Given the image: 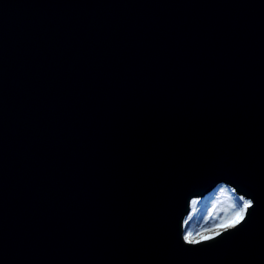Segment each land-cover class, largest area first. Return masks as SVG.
I'll use <instances>...</instances> for the list:
<instances>
[{"label": "water", "instance_id": "1", "mask_svg": "<svg viewBox=\"0 0 264 264\" xmlns=\"http://www.w3.org/2000/svg\"><path fill=\"white\" fill-rule=\"evenodd\" d=\"M219 184L264 188V0H0V264H259L264 203L176 249Z\"/></svg>", "mask_w": 264, "mask_h": 264}, {"label": "snow or ice", "instance_id": "2", "mask_svg": "<svg viewBox=\"0 0 264 264\" xmlns=\"http://www.w3.org/2000/svg\"><path fill=\"white\" fill-rule=\"evenodd\" d=\"M262 192H264V188L261 187L257 189L242 187L233 213L221 219L210 229L206 228L193 233L190 228L186 227L188 218L185 217L182 221L185 227L182 231L179 229L177 231L176 249L179 253L194 254L214 249L220 244H231L233 238L245 232L249 221L255 216V211H258L259 206L264 203V200L261 199ZM199 199V196H192L190 203ZM256 243L255 237L249 241V244L253 246ZM258 246L259 264H264V237L258 238ZM252 250L254 251L255 248L253 247ZM248 251L249 249H242L243 253Z\"/></svg>", "mask_w": 264, "mask_h": 264}, {"label": "rangeland", "instance_id": "3", "mask_svg": "<svg viewBox=\"0 0 264 264\" xmlns=\"http://www.w3.org/2000/svg\"><path fill=\"white\" fill-rule=\"evenodd\" d=\"M215 190L217 191L215 197L208 202L206 209V215H212L209 217V220L211 219V223L214 225L217 224L218 220L220 221L224 217H227L233 213L236 207L237 198L240 195L236 193L231 186H228L226 184H219L215 188ZM206 228L210 229L212 228V225L207 226ZM202 229H200L199 231H201Z\"/></svg>", "mask_w": 264, "mask_h": 264}, {"label": "trees", "instance_id": "4", "mask_svg": "<svg viewBox=\"0 0 264 264\" xmlns=\"http://www.w3.org/2000/svg\"><path fill=\"white\" fill-rule=\"evenodd\" d=\"M216 192L217 191L214 190L211 194L205 196L204 198L192 202L193 206L191 208L190 215H187L188 224L186 227L190 228L193 233H196L200 229L206 228L207 226L214 225L211 223V219L209 220V217L212 215H206V209L208 202L215 197ZM219 222L220 221L218 220L217 223Z\"/></svg>", "mask_w": 264, "mask_h": 264}]
</instances>
